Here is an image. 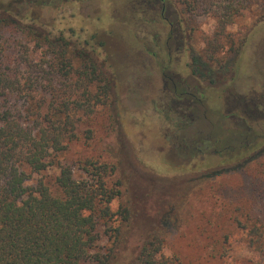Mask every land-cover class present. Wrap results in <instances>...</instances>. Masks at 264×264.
<instances>
[{
	"label": "rangeland",
	"instance_id": "1",
	"mask_svg": "<svg viewBox=\"0 0 264 264\" xmlns=\"http://www.w3.org/2000/svg\"><path fill=\"white\" fill-rule=\"evenodd\" d=\"M247 5L224 31L216 16L198 13L192 30L184 31L185 51L172 47L170 57L161 60L169 26L138 0H54L36 8L51 36L61 31L93 50L99 78L109 85V110L98 108L89 116L77 112L84 115L77 137L59 158L80 178L84 161L116 162L123 144L133 163L125 174L137 200L120 252L125 259L149 232L170 222L173 189L165 183L232 167L189 195L188 214L169 225L162 253L178 264H264V239L251 243L241 227L253 222L264 227V4ZM233 32L245 40L228 52ZM216 37L224 45L217 52L221 66L198 54L207 39ZM142 45L159 57L153 60ZM41 52L33 54L35 61ZM163 70L189 79V100L179 95L177 101L166 79L163 88ZM241 164L243 169L236 170ZM57 174L52 166L34 179L53 184ZM118 203H112L113 210Z\"/></svg>",
	"mask_w": 264,
	"mask_h": 264
},
{
	"label": "trees",
	"instance_id": "2",
	"mask_svg": "<svg viewBox=\"0 0 264 264\" xmlns=\"http://www.w3.org/2000/svg\"><path fill=\"white\" fill-rule=\"evenodd\" d=\"M53 1L0 2V264H178L162 253L169 225L188 214L189 195L232 167L165 183L173 189L170 210L174 215L149 232L132 257L123 258L120 252L128 241L137 202L125 174L126 169L133 170V163L123 144L116 162L84 161L80 178L59 158L68 150V142L76 139L84 115L98 108L109 110L110 89L99 78L93 50L61 31L51 36L38 20L36 8ZM139 1L143 10L155 12L169 25L166 46L178 49L198 13L216 16L224 31L247 4H264V0ZM229 36L228 52L243 45L242 34ZM205 46L198 54L221 66L223 58L217 56L224 51L221 40L207 39ZM38 49L41 57L35 61ZM193 59L201 61L199 56ZM78 60L83 63L75 65ZM77 112L84 115L78 117ZM108 117L111 120L110 112ZM52 166L58 169L53 184L43 178L35 181L34 175ZM116 199L119 203L113 210ZM241 227L251 243L264 239L262 225L253 222Z\"/></svg>",
	"mask_w": 264,
	"mask_h": 264
},
{
	"label": "flooded vegetation",
	"instance_id": "3",
	"mask_svg": "<svg viewBox=\"0 0 264 264\" xmlns=\"http://www.w3.org/2000/svg\"><path fill=\"white\" fill-rule=\"evenodd\" d=\"M164 21V20H163ZM169 26V25H168ZM170 33V29H169V32L168 34ZM168 41V40H167ZM167 44V43H166ZM165 44V47L161 48L160 51H163V56L161 59L164 58V55H166L167 57H170V51H171V48L170 47H167ZM182 48L181 49H178L177 47L173 46L176 50H182L184 48V51H185V44L182 43ZM142 48H143V52H146V54L148 56H150L151 58H157L159 57V55L155 52V51H149L148 50V46L144 48V46L142 45ZM166 52V53H165ZM156 60V59H155ZM157 64H159V59L156 60ZM162 68H165L166 66L163 64L161 66ZM164 71V70H163ZM162 71V74H163V81H164V84H163V88L165 87V84H166V80L169 81L172 85V91H171V95L174 97H176L177 101L179 100V95L183 96L184 98L187 97L189 100V97L192 96V85L189 84L190 81L189 79L188 80H184V79H181L180 77H177V75L175 74H167L165 71L163 72ZM191 73V71H190ZM176 78V79H175ZM166 79V80H165ZM194 88V87H193ZM191 98V97H190ZM176 103V102H175ZM190 105V103L188 104ZM244 106V104H243ZM189 108V106H187Z\"/></svg>",
	"mask_w": 264,
	"mask_h": 264
}]
</instances>
